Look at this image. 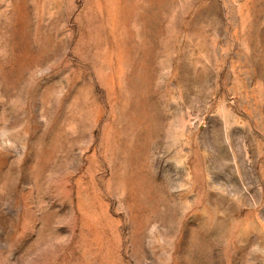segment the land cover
I'll return each mask as SVG.
<instances>
[{"label":"rangeland","instance_id":"rangeland-1","mask_svg":"<svg viewBox=\"0 0 264 264\" xmlns=\"http://www.w3.org/2000/svg\"><path fill=\"white\" fill-rule=\"evenodd\" d=\"M0 264H264V0H0Z\"/></svg>","mask_w":264,"mask_h":264}]
</instances>
